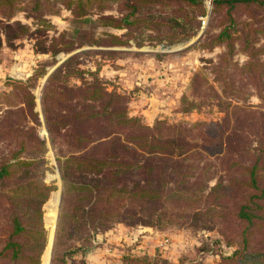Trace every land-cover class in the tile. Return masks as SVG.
I'll use <instances>...</instances> for the list:
<instances>
[{
	"label": "trees",
	"instance_id": "16d2710c",
	"mask_svg": "<svg viewBox=\"0 0 264 264\" xmlns=\"http://www.w3.org/2000/svg\"><path fill=\"white\" fill-rule=\"evenodd\" d=\"M24 1L19 8H27V15L36 16L41 23L43 20L36 15L38 10L45 8L53 12L47 0ZM60 1L66 5L74 4V13L79 16L84 12L83 5L107 0ZM108 1H117L124 13L120 17L99 15L100 26L119 29L141 23L156 29L155 24L159 23L178 28L169 43L184 41L193 35V32L183 33L174 17L162 20V16H158L150 22L147 18L134 16L151 4L183 2L192 5L197 0ZM16 3L17 0H0L1 14L6 19V22H0V32L5 39L13 40L28 32L27 25L17 20L8 22L16 10ZM240 9L251 18L240 20L242 28L236 27L239 21L236 12ZM208 12L207 24L217 19L218 30L210 34L205 29V34L209 35L201 45L205 48L223 46L216 62L208 67L217 79L220 78V96H241L242 99L247 96V92L240 93L239 89L231 88L229 75L225 73L233 44L237 42L239 50L246 55V60L237 67L238 74L244 79L246 91L251 89L259 99V104L252 107L221 101L204 74L200 70L193 71L188 81L191 98L182 96L178 111L185 113L199 108L200 103L194 99L196 96H202L203 100L218 98L217 103L225 108V116L221 123L210 125L212 128H199L200 121L187 128L163 120L155 121L152 126L140 123L137 117L128 116L125 97L107 91L95 72L87 71L90 76L93 74L89 79L82 76L84 71L77 66V53L48 72L39 94L40 116L49 141L58 139L66 146V151L54 156L59 172L60 198L48 264H73L69 256L85 250L71 247V243L85 239L82 233L87 227H104L112 218L160 226L169 221L161 217L168 211L176 212L178 216L190 212L189 208L179 210L171 203L189 206L201 201L206 204L205 209L194 211L195 216L208 217L210 205H213L217 207L216 212H220L214 214L230 217L236 223L233 231L238 236L237 247L228 254H219L214 264H264V240L262 235L254 237L264 230V57L253 45L254 33L264 30V0H211ZM249 23H256L259 28H246ZM64 36L62 32L50 41L51 55L73 47ZM102 38L107 39V44L122 43L112 34L90 37L86 43L97 44L103 41ZM71 78L78 79L79 84H70ZM15 87L23 92L22 106L14 114L7 110L0 116V125L4 128L0 130V139L6 140L0 142V229L3 230L0 264H42L48 245L45 224L51 221L50 205L58 189L47 199L55 185L42 179L46 170L41 156L45 150L44 142L35 135L33 126H21V119L26 117L34 124L37 122L33 96L24 85L16 84ZM233 108L247 111L245 115H250L248 119L252 121L248 123L249 132L240 131L241 136L237 131L234 142L237 147L231 146L234 150L237 148L242 161L230 160L226 166L228 171L218 176L208 194H203L205 181L213 176L206 172L209 164L204 160L216 158L220 163L221 153L226 154L224 147H230L223 128H227ZM223 140L224 147L221 145ZM7 144L13 146L7 147ZM222 177L225 184L219 181ZM227 191L234 195L227 196ZM175 215L171 219L176 218ZM123 258L126 264H153L145 257L126 254Z\"/></svg>",
	"mask_w": 264,
	"mask_h": 264
},
{
	"label": "rangeland",
	"instance_id": "374dc122",
	"mask_svg": "<svg viewBox=\"0 0 264 264\" xmlns=\"http://www.w3.org/2000/svg\"><path fill=\"white\" fill-rule=\"evenodd\" d=\"M47 1L51 4L53 12L45 8L38 10L36 15L43 20L41 23L35 18L36 16L27 15V8H19L24 5V0H17L16 10L8 22L17 20L27 25V34L11 40L5 39L0 32V116L7 110L10 114H14V111L22 106L23 92L15 85L27 87L33 96V109L38 117L36 124L27 117L21 119V126H33L35 135L44 142L45 150L41 156L44 159L46 170L43 172L42 179L45 182L52 181L55 185V188L48 192L47 199L58 189L50 205L51 221L45 224L48 231V245L42 264H48L49 261L59 203L57 202L58 194L60 198L59 172L54 156L57 152L66 151V146L58 139L52 143L49 141L40 116L39 94L48 72L62 60L77 53V62H79L77 66L84 71L82 76L89 79L93 74L90 76L87 71L95 72L107 91H115L125 97L128 116L137 117L140 123L147 126H152L157 120H163L187 128L195 121H200L202 123L199 128L206 130L208 127L212 128L213 126L210 125L213 123L222 122L225 108L223 104L217 103L218 98L210 97L203 100L202 96H196L194 99L200 103L199 108H193L185 113L178 111L181 97L186 95L191 98L188 81L191 73L196 70L204 74L207 83L213 86L217 96L222 99L221 101L237 106L250 105L252 107L259 104L257 94L251 89L246 91L244 79L238 74L237 67L246 60V55L239 50L237 42L233 44V51L225 73L229 75L228 81L231 83V88L239 89L240 93L247 92V96L243 99L241 96L237 98L220 96V78L217 79L208 67L216 62L217 55L223 51V46L214 45L205 48L201 45L205 37L209 35L205 34V29H208L210 34L218 30L217 19H212L207 24L210 6L208 3L211 0H197L192 5L183 2H171L164 5L151 4L141 8L135 14L134 17L139 15L138 18H147L150 22L156 20L158 16H162V20L174 17L175 22L182 26L183 33L187 35L193 32L188 39L175 43H169V39L175 38L172 33H178V28H169L159 23L155 24L156 29L144 27L141 23L119 29L100 26L97 21L99 15L109 14L120 17L124 13L117 1L107 0L101 1L100 4L93 2L83 5L84 12L79 16L74 13L76 11L74 4L66 5L60 0ZM240 10L236 12L239 19L236 25L238 28L243 27L240 20L251 19L244 9ZM1 13L0 10V22H6ZM253 27L259 28L256 23H249L246 26V28ZM62 32L65 34V41H70L73 47L68 51H60L51 55L50 41ZM104 34L115 35L122 43L107 44L106 38H102L103 41L97 44L86 43L90 37L99 38ZM76 43H81V45L78 46ZM253 45L260 49L258 53L264 57V30L254 33ZM69 83L78 85L79 80L71 78ZM245 113L248 112L233 108L228 126L223 128L224 134L230 141V147H224L226 144L224 140L221 142L226 154L221 153L220 163L216 158L204 160L209 164L206 166V172L213 176L205 181L203 194H208L209 188L215 184L218 176L228 171L226 166L230 160L242 161L236 151L237 148L234 150L231 146L237 147V144H234L238 135L237 131L239 134L240 131L249 132L248 123L252 121L248 119L250 115H245ZM244 118L246 119L243 120ZM1 129L4 128L0 125ZM0 142H6V140L0 139ZM12 146L13 144H7V147ZM219 181L221 184L226 182L223 177ZM226 195L233 196L234 194L229 192ZM46 201L42 204L43 213ZM231 201L232 199L230 203ZM170 205H176L179 210L189 208L190 212L178 216L175 215L176 212L168 211L161 217L169 221L160 226L140 225L136 222L129 223L124 219L112 218L104 227H87L82 233L85 239L71 243V247L83 248L85 251L72 253L69 256L70 261L73 264H126L125 261L123 262V257L128 254L132 257H145L153 264H214L219 254H228L237 247L238 236L233 231L236 223L230 217L214 214L213 212L220 213L216 212L217 207L210 205L207 217L205 215L195 216L193 213L205 209L206 204H203V201L198 204L192 203L189 206L181 203ZM170 214H174L176 218L171 219L174 215ZM2 233L3 230L0 229V234ZM260 235L264 240V230L258 231L254 237L258 238ZM160 238L168 240L166 250H159L154 245ZM139 246L144 247L143 253L138 250ZM128 261L127 263H132Z\"/></svg>",
	"mask_w": 264,
	"mask_h": 264
},
{
	"label": "built area",
	"instance_id": "2783aa9c",
	"mask_svg": "<svg viewBox=\"0 0 264 264\" xmlns=\"http://www.w3.org/2000/svg\"><path fill=\"white\" fill-rule=\"evenodd\" d=\"M154 245H156V247H158L159 250H166V249H167V246H168V240L165 239V238H160V239L157 241V243L154 244ZM138 250H140L141 253H143V251H144V247L139 246Z\"/></svg>",
	"mask_w": 264,
	"mask_h": 264
},
{
	"label": "bare ground",
	"instance_id": "6f19581e",
	"mask_svg": "<svg viewBox=\"0 0 264 264\" xmlns=\"http://www.w3.org/2000/svg\"><path fill=\"white\" fill-rule=\"evenodd\" d=\"M58 198H59V194H58ZM57 202H59V200H57ZM51 237H52V235H51ZM50 241H51V239H50ZM50 244V243H49Z\"/></svg>",
	"mask_w": 264,
	"mask_h": 264
},
{
	"label": "water",
	"instance_id": "95a60500",
	"mask_svg": "<svg viewBox=\"0 0 264 264\" xmlns=\"http://www.w3.org/2000/svg\"><path fill=\"white\" fill-rule=\"evenodd\" d=\"M208 4H210V1H209V3ZM58 200H59V198H58Z\"/></svg>",
	"mask_w": 264,
	"mask_h": 264
}]
</instances>
